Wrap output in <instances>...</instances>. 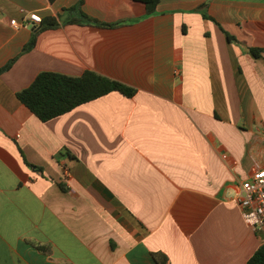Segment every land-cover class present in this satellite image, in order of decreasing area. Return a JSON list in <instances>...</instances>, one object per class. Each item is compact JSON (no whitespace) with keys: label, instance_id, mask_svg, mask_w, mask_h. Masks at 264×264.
I'll list each match as a JSON object with an SVG mask.
<instances>
[{"label":"crops","instance_id":"obj_1","mask_svg":"<svg viewBox=\"0 0 264 264\" xmlns=\"http://www.w3.org/2000/svg\"><path fill=\"white\" fill-rule=\"evenodd\" d=\"M12 60L0 264H246L264 245L237 203L264 167V0H161L151 15L132 0H0V70ZM45 72L136 94L41 122L16 94Z\"/></svg>","mask_w":264,"mask_h":264},{"label":"trees","instance_id":"obj_2","mask_svg":"<svg viewBox=\"0 0 264 264\" xmlns=\"http://www.w3.org/2000/svg\"><path fill=\"white\" fill-rule=\"evenodd\" d=\"M145 5L148 15L155 12L156 6L161 0H132ZM79 20L73 23H91V20L84 14H79ZM206 19H210L204 16ZM46 28L54 27L53 20H45ZM111 27L110 25L100 24ZM230 41L237 43L236 39L227 35ZM33 45L31 41L22 51L28 52ZM263 50L249 49V53L259 58ZM15 60H12L0 70V74L7 71ZM111 93H119L126 98L135 96V89L120 82L108 79L93 72H85L78 77H71L56 73H40L34 81L24 90L16 94L18 101L35 115L41 122H48L57 117L63 116L75 108L85 105L94 100L100 99ZM157 264H167V258L162 254H155ZM246 264H264V245L260 246Z\"/></svg>","mask_w":264,"mask_h":264},{"label":"built area","instance_id":"obj_3","mask_svg":"<svg viewBox=\"0 0 264 264\" xmlns=\"http://www.w3.org/2000/svg\"><path fill=\"white\" fill-rule=\"evenodd\" d=\"M27 21L41 24V18L36 14H29ZM10 25L15 29L22 26L15 20L10 21ZM237 203L244 223L264 240V167L252 171L241 182Z\"/></svg>","mask_w":264,"mask_h":264}]
</instances>
